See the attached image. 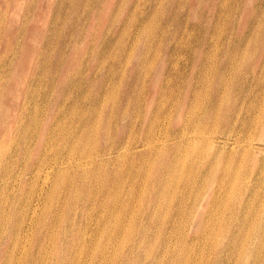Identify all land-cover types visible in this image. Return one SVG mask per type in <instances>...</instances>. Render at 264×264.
Returning <instances> with one entry per match:
<instances>
[{
	"label": "rangeland",
	"instance_id": "1",
	"mask_svg": "<svg viewBox=\"0 0 264 264\" xmlns=\"http://www.w3.org/2000/svg\"><path fill=\"white\" fill-rule=\"evenodd\" d=\"M263 8L264 0H0V164L4 152L10 165V176L0 178V207L14 200L15 209H25L10 224L15 230L6 264H23L38 253L39 230L38 264H124L157 170L167 161L166 150L176 146L175 139L167 140L172 120H180L186 133L178 140L179 152H171L174 162L163 183L170 195L179 178H194L201 162L214 159L226 141L228 152L221 158L251 169L253 148L264 171ZM126 107L129 114L122 118ZM209 108V117L201 116ZM231 124L239 133L226 138ZM119 139L121 149L115 147ZM41 145L46 162L33 176ZM242 170L229 189L235 201L245 183ZM105 179L119 192L107 205L101 203ZM260 186L264 182L253 196L254 209L264 216ZM124 200L128 211L121 207ZM118 222L126 229L115 231ZM226 228L218 229L216 242L227 241ZM253 228L239 243L240 252L223 264H264V225ZM65 232L68 239L60 236ZM8 245L9 237H2L0 261ZM142 256H131L129 264H143Z\"/></svg>",
	"mask_w": 264,
	"mask_h": 264
},
{
	"label": "bare ground",
	"instance_id": "2",
	"mask_svg": "<svg viewBox=\"0 0 264 264\" xmlns=\"http://www.w3.org/2000/svg\"><path fill=\"white\" fill-rule=\"evenodd\" d=\"M225 2V1H224ZM135 9V8H134ZM264 9V8H263ZM142 12V11H141ZM132 14V13H131ZM226 15V14H225ZM229 15V14H228ZM257 22V21H256ZM125 24V23H124ZM139 26V25H138ZM144 26V25H143ZM219 27V26H218ZM138 30V29H137ZM219 30V29H218ZM219 32V31H218ZM218 34V33H217ZM221 34V33H220ZM135 34H133L134 36ZM137 37V36H136ZM212 37V36H211ZM218 37V36H217ZM145 38V37H144ZM235 38V37H234ZM217 39V38H215ZM238 39V38H237ZM160 40V39H159ZM131 43V42H130ZM133 43V42H132ZM216 43V41H215ZM246 44V43H245ZM150 46V45H149ZM216 46V45H215ZM238 46V45H237ZM244 47V46H243ZM155 49V48H154ZM214 50V49H212ZM243 50V49H241ZM215 51V50H214ZM213 51V52H214ZM145 50L143 49V53L138 57V66L144 61L145 58ZM178 55V54H177ZM215 55V54H213ZM178 57V56H177ZM184 57V56H182ZM214 57V56H213ZM211 58V57H210ZM242 58V57H241ZM235 59V58H234ZM240 59V58H238ZM236 61V60H235ZM233 61V62H235ZM118 62V61H117ZM239 62V61H238ZM264 62V61H263ZM232 63V62H231ZM230 63V64H231ZM172 64V63H171ZM238 65V64H237ZM176 66V65H175ZM211 66V65H210ZM170 67V66H169ZM124 68V67H123ZM211 68V67H210ZM230 68V67H229ZM122 69V68H121ZM232 71V70H231ZM230 71V72H231ZM229 72V73H230ZM112 71L110 72V74ZM167 73V72H166ZM145 74V73H143ZM209 74V73H208ZM213 74V73H212ZM259 75V74H258ZM212 77V76H211ZM166 78V77H165ZM251 78V77H250ZM208 79V78H207ZM231 80V79H230ZM255 83V82H254ZM226 85V83H225ZM208 87V86H207ZM177 88V87H176ZM210 88V87H209ZM263 89V88H262ZM163 90V89H162ZM161 90V91H162ZM178 90V89H177ZM156 91V89H155ZM223 92V91H222ZM221 92V94H222ZM39 96V94H38ZM263 96V94H262ZM161 97V96H160ZM262 98V97H261ZM260 98V99H261ZM264 98V97H263ZM259 99V100H260ZM84 100V99H83ZM100 95L93 97V109H96L97 104L99 103ZM103 101V100H102ZM242 101V100H241ZM264 101V100H263ZM168 102V101H167ZM102 103V102H100ZM252 103V102H251ZM74 104V103H73ZM76 104V103H75ZM259 104V101H258ZM263 104V103H262ZM101 105V104H100ZM264 105V104H263ZM261 105V106H263ZM170 106V105H169ZM197 106V105H196ZM260 106V105H259ZM74 109V108H73ZM78 109V108H77ZM100 110V109H99ZM153 110V109H152ZM217 110V109H216ZM230 109H227V112ZM260 110V109H259ZM98 112V111H97ZM225 113V115L227 114ZM229 111L228 113H230ZM257 112V111H256ZM259 112V111H258ZM99 113V112H98ZM165 113V112H164ZM211 113V109H207L205 113L201 116L207 118ZM254 113V112H253ZM129 114L127 107L123 111L122 118H127ZM238 114V113H237ZM258 114V113H257ZM256 114V115H257ZM165 115V114H163ZM170 115V114H169ZM100 116V115H99ZM216 117V116H215ZM226 117H228L226 115ZM223 117V118H226ZM134 115H132L133 121ZM169 118V117H168ZM252 118V117H251ZM254 118V117H253ZM256 118V117H255ZM62 119V118H61ZM137 119V118H136ZM153 119V118H152ZM64 120V119H63ZM87 122L91 120V117L88 116L86 118ZM215 120V119H214ZM244 120V119H243ZM131 121V122H132ZM235 121V120H234ZM71 122V120H70ZM70 122H68L70 124ZM130 122V124H131ZM153 122V120H152ZM185 122V121H184ZM256 122V121H255ZM97 123V122H96ZM162 123V122H161ZM196 123V122H195ZM250 123V122H249ZM159 124V123H158ZM240 124V123H239ZM243 124V123H242ZM61 125V124H60ZM96 125V124H95ZM152 123L150 124V126ZM162 125V124H161ZM185 125V124H184ZM195 125V124H194ZM251 125V124H249ZM58 126V125H57ZM70 126V125H69ZM149 126V125H148ZM171 127V134L167 135V140L175 139L176 146L171 147L174 153L179 152V144L178 140L180 137L184 138V134L186 133L185 128L180 120L176 119L175 121H170ZM256 126V125H255ZM53 127V126H52ZM64 127V126H63ZM72 127V126H71ZM196 127V126H195ZM164 128V126H163ZM166 128V127H165ZM235 128L232 124L229 126L227 130L226 138H231L230 136L235 131ZM239 128V127H237ZM250 128V127H249ZM152 129V126L149 129V134ZM198 129V128H197ZM202 129V128H201ZM200 129V130H201ZM205 129V128H204ZM216 129V128H215ZM252 129V128H251ZM256 129V128H255ZM59 129H57L58 131ZM130 130V128H129ZM162 130V129H161ZM203 130V129H202ZM64 131V130H63ZM252 131V130H251ZM52 131H50L51 133ZM71 132V131H70ZM165 132V131H164ZM203 132V131H202ZM209 132V130H208ZM211 132V131H210ZM49 133V134H50ZM201 133V132H198ZM58 134V133H57ZM136 134V133H135ZM134 134V135H135ZM147 134L148 140H152L154 135ZM156 134V133H155ZM192 134V133H191ZM195 134V133H193ZM247 134V133H246ZM252 134V133H251ZM51 135V134H50ZM56 135V134H55ZM159 135V134H158ZM163 135V134H162ZM171 135V137H170ZM188 135V133H187ZM245 135V134H244ZM248 135V134H247ZM61 136V135H60ZM149 136L151 138H149ZM194 136V135H193ZM246 137V136H245ZM255 137V136H254ZM161 138V137H159ZM198 138V137H197ZM50 139V138H49ZM65 139V138H64ZM73 139V138H72ZM156 139V138H155ZM154 139V140H155ZM165 139V138H164ZM195 139V138H194ZM234 142H239V134L233 138ZM246 139V138H245ZM249 139V137H248ZM53 140V138H52ZM62 140V139H61ZM120 141L116 143L115 147L120 146ZM208 140V139H207ZM225 140V139H224ZM251 140V139H250ZM249 140V141H250ZM254 140V139H253ZM60 141V140H59ZM65 141V140H64ZM126 141V140H125ZM160 141V140H159ZM158 141V142H159ZM223 141V140H222ZM243 141V140H242ZM248 141V142H249ZM49 142V141H48ZM75 142V141H74ZM226 141L223 145H219V151L215 155L216 157L203 160L201 164L198 166L197 174L194 178H179L177 180L176 188L174 192L170 195L168 191V186L163 184L169 180L168 171L170 170L171 163L174 162V158L172 155V150H166V158L167 161L163 166L159 168L158 177L154 183L153 190H152V198L149 201L148 205L142 208L138 214L137 218V225H136V238L133 245L129 248V251L126 253V257L124 260V264H129L132 261L133 255H138L143 257L144 254L145 260L143 264H223L226 258H230L231 254L238 250L239 243L245 242V238L251 237L252 231L249 232L251 228H255L256 226H263L264 225V216L260 212V210H255V201H254V194L257 192L259 184L264 182V171L263 166H261L262 157L257 154V152L252 148L251 150V159L254 163L251 169H248L243 164H236V162L231 161L228 158H221V154L228 152L226 145ZM50 143V142H49ZM66 143V142H65ZM147 143V142H146ZM165 143V141H164ZM222 143V142H221ZM51 144V143H50ZM58 144V143H57ZM60 144V143H59ZM155 144V143H154ZM153 144V146H154ZM161 144V142H160ZM159 144V145H160ZM166 144V143H165ZM236 144V143H235ZM233 145V149L229 150V153H233L235 150V146ZM251 144V143H250ZM61 145V144H60ZM73 145V144H72ZM136 145V143H135ZM150 145V143H149ZM244 145V144H243ZM242 145V146H243ZM47 146V144H46ZM136 147V146H135ZM139 147V146H138ZM216 147V146H215ZM232 147V146H231ZM246 147V146H245ZM249 147V146H247ZM260 147V146H259ZM262 147V146H261ZM264 147V146H263ZM120 148V147H119ZM185 148V147H184ZM41 149L42 145L39 149L38 154V164L35 167L37 173H34L33 176H36L40 171L43 170V165L45 164L46 160L41 156ZM52 149V148H51ZM107 149H113L110 146ZM121 149V148H120ZM150 149V148H149ZM157 149V148H156ZM243 149V148H242ZM125 150V148H124ZM233 150V151H232ZM245 150V149H244ZM243 150V153H245ZM76 151V149H75ZM74 151V152H75ZM96 151V150H95ZM110 151V150H109ZM46 152V151H45ZM70 152V151H68ZM125 152V151H124ZM163 152V153H164ZM71 153V152H70ZM69 153V154H70ZM76 153V152H75ZM74 153V155H75ZM81 153V152H80ZM117 153V152H116ZM263 153V151H262ZM93 154V153H91ZM95 154V153H94ZM241 154V153H240ZM57 155V154H56ZM109 155V154H108ZM122 155V154H121ZM120 155V156H121ZM243 155V154H242ZM3 158L5 159L4 162L0 164V170L2 171L0 174V178L4 179L5 176L9 175V156H6L5 153H2ZM92 156V155H90ZM94 156V155H93ZM96 156V154H95ZM124 156V155H123ZM66 157V156H65ZM153 157V156H152ZM240 157V156H239ZM69 158V157H67ZM88 158V157H87ZM95 158V157H94ZM264 158V157H263ZM81 159V158H80ZM79 159V160H80ZM91 159V158H90ZM93 159V158H92ZM96 159V158H95ZM65 160V159H64ZM100 160V159H99ZM242 160V159H240ZM55 163L59 162L58 160H54ZM69 161V160H68ZM82 161V160H81ZM86 161V159H85ZM91 161V160H90ZM93 161V160H92ZM243 161V160H242ZM241 161V162H242ZM64 162V161H63ZM89 162V160H88ZM83 163V162H82ZM67 164V163H66ZM86 164V163H85ZM63 166V164H60ZM89 165V164H88ZM151 165V164H150ZM54 163L52 165L49 164L46 167V170L49 168L53 169ZM85 166V165H84ZM100 166V165H99ZM244 166V167H243ZM72 167V166H71ZM76 167V166H75ZM83 167V166H82ZM148 167V166H147ZM23 168V167H22ZM34 168V169H35ZM63 168V167H62ZM21 169V168H20ZM245 172V179L244 184L242 185V196L239 201H235L234 199H230L229 196V189L232 186L234 176H239L241 170ZM23 170V169H22ZM21 170V172H22ZM147 170V169H146ZM242 170V171H243ZM20 171V170H19ZM50 172V170H47ZM53 171V170H52ZM57 172V171H56ZM60 172V171H59ZM84 172V171H83ZM52 174V173H51ZM119 170H114V176L116 180L118 179ZM10 176V175H9ZM49 176V175H48ZM19 177V176H18ZM31 177V176H30ZM49 178V177H48ZM57 178V177H56ZM111 178V177H109ZM8 179V178H7ZM6 180V179H5ZM15 180V179H14ZM55 180V179H54ZM92 180V179H91ZM142 180V179H141ZM144 180V179H143ZM36 181V180H35ZM140 181V180H139ZM182 183H179L181 182ZM58 182V179H57ZM230 182V186L229 185ZM243 182V181H242ZM44 183V182H43ZM46 184V183H45ZM163 184V185H162ZM141 185V184H140ZM143 185V184H142ZM12 186V185H11ZM144 186V185H143ZM202 186V188H200ZM44 187V186H43ZM73 185L71 184L69 187L66 186L67 190H73ZM142 187V186H141ZM139 186V189L141 188ZM262 187V186H260ZM47 188V187H46ZM53 188V187H52ZM236 188V187H235ZM234 188V189H235ZM239 188V187H238ZM237 188V189H238ZM263 188V187H262ZM142 189V188H141ZM226 189V190H224ZM244 189V190H243ZM264 189V188H263ZM76 190V189H75ZM102 191L107 193L103 200L101 201L102 204L107 205L111 203L109 199L114 198L115 196L119 195L118 190L115 192L113 191V187L110 185L108 179L103 180ZM139 191V190H138ZM172 191V190H171ZM197 191V193H195ZM225 191V193H223ZM236 191V190H235ZM234 191V192H235ZM264 191V190H263ZM42 192V191H40ZM90 192V191H89ZM115 192V193H114ZM49 193V192H48ZM114 193V194H113ZM227 193V194H226ZM240 193V192H239ZM262 193V192H261ZM8 194V193H7ZM23 194V192H22ZM45 194V193H43ZM91 194V193H90ZM89 194V195H90ZM238 194V193H237ZM260 194V192H259ZM41 195V194H40ZM138 195V194H137ZM168 195L170 199H168ZM13 196V195H12ZM3 197V196H2ZM6 197H8L6 195ZM256 197V196H255ZM260 197V196H259ZM37 198V197H36ZM39 198V196H38ZM46 198V197H45ZM49 198V197H48ZM134 198V197H133ZM261 198V197H260ZM11 199V198H10ZM43 199V198H42ZM47 199V198H46ZM51 199V198H50ZM37 200V199H36ZM48 200V199H47ZM127 201V200H126ZM260 201V200H259ZM0 202H2L0 200ZM50 202V201H49ZM48 202V203H49ZM114 206H118L116 202H113ZM134 203V202H133ZM137 203V202H136ZM29 202H26V205ZM42 204V203H41ZM120 204V203H119ZM129 202H121V207L124 206L123 210L128 211L127 205ZM206 206L204 207V205ZM216 205H224L225 208L223 210H217ZM17 206L16 201L11 200L9 203L7 202L6 206L0 207V222L1 228L0 230V239L2 237H9V245L5 251L4 258L0 261V264H6L7 257L9 252V246L13 241V236L11 235V231L15 230L14 225L11 227L12 222H17L18 214L24 213L20 211V209H15ZM63 206V205H62ZM138 206V205H137ZM219 206V207H220ZM32 207V206H31ZM37 207V206H36ZM34 206V208H36ZM223 207V206H222ZM257 207V206H256ZM264 207V206H262ZM260 208V206H259ZM41 209V208H40ZM62 209V208H61ZM118 210H121L120 207H117ZM131 209V208H130ZM28 210V209H27ZM132 210V209H131ZM257 212H255V211ZM113 211V210H112ZM36 212V211H35ZM38 212V211H37ZM133 212V211H132ZM263 212V211H262ZM33 214V213H32ZM31 214V215H32ZM35 214V213H34ZM38 216V215H36ZM56 216V215H55ZM130 216V215H129ZM20 217V216H19ZM23 217V216H22ZM59 218V217H58ZM31 219V218H29ZM36 219V218H35ZM56 219V218H55ZM120 219V218H119ZM129 219V217H128ZM20 220V219H18ZM114 220V219H113ZM55 221V220H54ZM30 222V221H28ZM58 222V221H57ZM107 222V221H106ZM128 222V221H127ZM20 223V222H19ZM18 223V225H19ZM32 223V222H31ZM34 223V222H33ZM55 223V222H54ZM105 223V222H104ZM17 224V223H16ZM28 225V224H27ZM111 225V224H110ZM126 226V225H125ZM10 227V228H9ZM35 227V226H34ZM101 230H103L106 225L101 224ZM226 228L229 231V234H226L227 241L225 242H216V235L218 234V229ZM16 228H18L16 226ZM124 228V224L122 222H118V226L114 229L122 230ZM253 228V229H254ZM126 229V227L124 228ZM260 229V228H259ZM264 229V228H263ZM23 230V229H22ZM18 231V230H17ZM27 231V230H26ZM262 231V230H261ZM16 232V231H15ZM53 232V230H52ZM91 232V231H90ZM25 233V232H24ZM23 233V234H24ZM32 233V232H31ZM101 233V232H99ZM124 233V232H123ZM227 233V232H226ZM14 234V233H13ZM17 234V233H16ZM54 234V233H52ZM15 235V234H14ZM27 235V234H25ZM85 235V234H84ZM88 235V234H87ZM264 235V233L262 234ZM28 236V235H27ZM61 238L68 239L69 235L65 232L63 235H60ZM177 236L178 239L175 240ZM256 236V235H255ZM22 238V237H21ZM26 238V236H25ZM41 230H39V234L35 241L36 245L39 246L38 253L33 252L30 254L27 260L23 264H38V258L41 256ZM49 238V237H48ZM60 238V237H59ZM84 238V237H83ZM119 238V237H118ZM262 238V237H261ZM264 238V237H263ZM30 239V238H29ZM53 239V238H52ZM99 240V237L97 238ZM114 239V238H113ZM117 239V238H116ZM16 240V239H15ZM122 240V239H121ZM20 241V240H19ZM48 241V240H47ZM89 241V240H88ZM117 241V240H116ZM99 242V241H98ZM118 242V241H117ZM247 242V241H246ZM262 242V241H261ZM21 243V242H19ZM82 243V242H81ZM145 244L148 246L145 247ZM259 244V243H258ZM87 245V244H86ZM94 245V244H93ZM246 245V244H244ZM243 245V246H244ZM22 246V245H21ZM28 246V245H27ZM94 247V246H93ZM15 248V247H14ZM25 248V247H24ZM121 248V247H120ZM245 248V247H244ZM21 249V248H20ZM50 249V248H49ZM59 248L56 249L55 254L59 253ZM110 249V248H109ZM260 249V248H259ZM45 250V249H44ZM241 250V249H240ZM13 251V250H12ZM26 251V250H25ZM93 251V250H92ZM239 251V250H238ZM237 251V253H238ZM262 251V249H261ZM94 252V251H93ZM240 252V251H239ZM244 252V251H243ZM242 252V253H243ZM12 253V252H11ZM18 253V252H17ZM16 253V254H17ZM25 253V252H24ZM45 254V252H44ZM114 254V253H113ZM241 254V253H240ZM254 254V253H253ZM112 255V254H111ZM45 256V255H44ZM47 256V255H46ZM18 257V256H17ZM79 257V256H78ZM236 257V256H234ZM242 257V256H241ZM254 257V256H253ZM256 257V256H255ZM254 257V258H255ZM41 258V257H40ZM259 258V257H258ZM257 258V259H258ZM10 259V258H9ZM264 259V258H263ZM15 260V258H14ZM18 260V259H17ZM20 260V259H19ZM22 260V259H21ZM20 260V261H21ZM90 260V259H89ZM253 260V258H252ZM27 261V262H26ZM46 261V258H45ZM44 261V262H45ZM86 261V260H85ZM108 261V260H107ZM240 261V260H239ZM245 261V260H244ZM260 261V260H259ZM258 261V262H259ZM41 262V261H40ZM257 262V264H258ZM18 263V262H17ZM104 263V262H103ZM109 263V262H108ZM107 263V264H108ZM241 263V262H240ZM244 263V262H243ZM41 264V263H40ZM45 264V263H44ZM54 264V263H51ZM234 264V263H233ZM236 264V263H235ZM255 264V263H254Z\"/></svg>",
	"mask_w": 264,
	"mask_h": 264
}]
</instances>
